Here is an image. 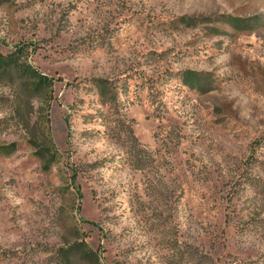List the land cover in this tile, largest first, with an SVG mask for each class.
Segmentation results:
<instances>
[{
    "label": "rangeland",
    "instance_id": "374dc122",
    "mask_svg": "<svg viewBox=\"0 0 264 264\" xmlns=\"http://www.w3.org/2000/svg\"><path fill=\"white\" fill-rule=\"evenodd\" d=\"M0 56V264H264V0H0Z\"/></svg>",
    "mask_w": 264,
    "mask_h": 264
},
{
    "label": "trees",
    "instance_id": "16d2710c",
    "mask_svg": "<svg viewBox=\"0 0 264 264\" xmlns=\"http://www.w3.org/2000/svg\"><path fill=\"white\" fill-rule=\"evenodd\" d=\"M4 74H8L11 77L17 75L22 80H30L31 83L25 85L28 92L30 91L31 94L45 92L43 97H45L47 101L52 98V81L29 65L21 63L19 56H0V75L4 76ZM2 150L3 149L0 148L1 154H3ZM12 152L5 151L4 154L10 155Z\"/></svg>",
    "mask_w": 264,
    "mask_h": 264
}]
</instances>
